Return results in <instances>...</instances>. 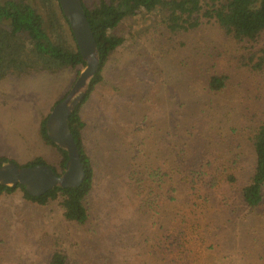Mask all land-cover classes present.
<instances>
[{
	"label": "trees",
	"instance_id": "16d2710c",
	"mask_svg": "<svg viewBox=\"0 0 264 264\" xmlns=\"http://www.w3.org/2000/svg\"><path fill=\"white\" fill-rule=\"evenodd\" d=\"M81 1L100 57L86 95L68 118L85 177L77 187H55L39 197L29 195L21 184L0 186V199L16 195L38 210L53 204L61 210L65 222L79 226L89 222L90 208L86 202L99 176L87 145L84 132L87 123L82 107L96 87L105 82L107 68L128 42L133 50L125 61H119L120 65L124 63L128 68L133 65L145 71L151 76L150 84L138 79L137 82L144 85L142 92L139 88L127 96L117 89L116 93L128 100L127 105L134 112L144 113L150 109L158 112L163 106L167 107L170 113L166 121L172 126L171 132H167L172 137L166 156H154L152 152L148 160L143 156L147 142L139 135L140 129L134 125L129 129L141 138L138 137L140 140L133 146L126 139L127 148L131 147L133 153L130 155L128 151L129 170L119 178L121 187L138 200L136 211L146 209L145 212L154 213L158 210L160 188L168 174L163 167L167 164L171 175H176L178 183L184 186L190 184V176L193 180L198 174L201 178L206 176L205 170L188 165L187 157L202 155L204 151L211 155L213 148L221 144L220 137L226 130L234 142L232 155H222L217 160L223 183L237 186L239 202L246 212L258 213L264 206V0ZM176 52L185 55L166 79L160 71L161 62ZM84 65L58 0H0V82L8 77L22 79L64 70L78 76ZM152 85L157 90L148 97L144 89ZM49 112L40 118L39 135L43 143L55 151L53 162L37 156L17 164L5 155H0V161H12L20 167L44 164L60 175L67 153L46 135L45 121ZM143 117L148 119L146 114ZM154 146L156 149L157 140L152 142L151 151H155ZM240 155L245 157L244 163ZM218 178L213 177L207 186H215ZM10 202L15 206L13 200ZM12 215L15 212L10 217ZM13 226L12 220H8L3 228L8 230ZM58 240L55 239L56 249L48 264H71L72 247L58 245ZM69 244L73 246L74 242ZM261 250L259 260L264 262V244ZM86 261L79 260L78 264H89ZM103 264H110L107 258Z\"/></svg>",
	"mask_w": 264,
	"mask_h": 264
},
{
	"label": "rangeland",
	"instance_id": "374dc122",
	"mask_svg": "<svg viewBox=\"0 0 264 264\" xmlns=\"http://www.w3.org/2000/svg\"><path fill=\"white\" fill-rule=\"evenodd\" d=\"M132 50L125 42L107 68L105 82L96 87L82 107L87 145L99 176L86 202L90 208L89 222L84 226L65 222L61 210L53 204L38 210L16 195L3 197L0 199V264H48L56 249L55 239H59L58 245L72 247L71 264L84 259L89 264H103L105 258L110 264H264L259 260L264 244V206L259 214L246 212L239 202L237 186L223 183L219 170L217 160L222 155H232L233 151L234 141L226 130L220 137L221 144L213 148L211 155L204 151L203 156L187 157L188 165L206 171L203 178L198 174L193 180L190 176V184L184 186L178 183L176 175H171L168 164L163 167L168 172L167 181L160 188L156 212L136 211L138 200L121 187L119 175L129 170L128 151L130 155L133 153L131 147L127 148L126 139L133 146L142 136L147 142L143 156L148 160L152 152L154 156H166L172 137L168 134L172 126L166 121L170 113L167 107L158 112L154 109L134 112L127 105L128 100L116 93L117 89L127 96L139 88L142 92L144 85L138 79L150 84L151 76L145 71L133 65L130 68L124 63L120 65L119 61L130 57ZM184 55V52L169 54L161 62L162 76L167 79ZM77 77L75 72L64 70L53 75L39 73L1 80L0 155L17 164L37 156L53 162L55 151L40 138L39 121L61 96L68 94ZM145 87L148 97L157 90L153 85ZM144 114L148 119H144ZM133 125L140 129V138L130 133ZM155 140L157 153L151 151ZM240 159L245 162L243 155ZM215 176L219 177L217 184L207 186ZM12 200L16 207L11 205ZM13 212L15 215L10 217ZM16 215L20 216L13 220ZM8 220L14 226L7 230L3 227L8 225ZM70 241L74 242L73 246Z\"/></svg>",
	"mask_w": 264,
	"mask_h": 264
},
{
	"label": "water",
	"instance_id": "95a60500",
	"mask_svg": "<svg viewBox=\"0 0 264 264\" xmlns=\"http://www.w3.org/2000/svg\"><path fill=\"white\" fill-rule=\"evenodd\" d=\"M58 3L85 63L68 94L53 106L45 121L48 138L67 153L64 171L58 175L44 164L20 167L12 161H0V186L15 187L21 184L29 195L35 197L42 196L55 187H77L85 177L83 163L68 126V118L86 95L100 61L97 43L82 1L58 0Z\"/></svg>",
	"mask_w": 264,
	"mask_h": 264
}]
</instances>
